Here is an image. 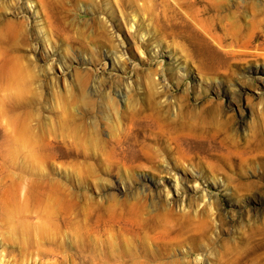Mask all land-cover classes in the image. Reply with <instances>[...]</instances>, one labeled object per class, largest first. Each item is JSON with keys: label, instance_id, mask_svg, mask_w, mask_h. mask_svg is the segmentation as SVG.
<instances>
[{"label": "rangeland", "instance_id": "obj_1", "mask_svg": "<svg viewBox=\"0 0 264 264\" xmlns=\"http://www.w3.org/2000/svg\"><path fill=\"white\" fill-rule=\"evenodd\" d=\"M206 2L189 9L212 37L264 33V0ZM165 3L168 13L170 0H77L66 13L0 0V264H110L101 253L111 245L113 264L117 254L121 264H264V37L229 75L208 36V56H191L164 23ZM189 35L195 41L198 28ZM17 66L27 73L20 85ZM150 102L164 122L219 129L217 155L184 159L146 141L150 163H117L125 157L115 144ZM53 187L71 198L63 214ZM129 208L148 222L140 237L138 227L86 234L69 220ZM145 248L160 253L130 255Z\"/></svg>", "mask_w": 264, "mask_h": 264}, {"label": "bare ground", "instance_id": "obj_2", "mask_svg": "<svg viewBox=\"0 0 264 264\" xmlns=\"http://www.w3.org/2000/svg\"><path fill=\"white\" fill-rule=\"evenodd\" d=\"M76 1L77 0H68V1L67 0H42V6L46 9H49L51 4H59V5H62L66 13H69V11L73 9V8H69V6H72V4H75ZM201 1H204V2L207 1L206 3H208V1L210 0H189L187 2H185L184 0H170L171 9H168L170 13L166 12L167 7H169V5L168 6L166 5L167 3L166 2L165 4H163L164 8L162 7L163 9H165L163 10L164 23L167 26L169 25L176 32V34L180 36H184L186 38V40L188 41L186 44V47L190 48L191 56L195 57V55H197L198 57L206 58L210 50L209 48L210 45H208L207 43L208 40L206 36L212 39L213 43L217 46L218 49H220L222 53V60H221L222 62L220 63V66L225 67L226 68L225 70H228V74L230 75L231 72L229 68H227L230 62L232 60H233L232 62H234L236 59L238 60V58L243 59L244 61H247L248 56H250L253 51L248 48L254 47L256 49V47H259L260 39L264 37V33L261 30H259V32L258 31L255 32L257 33L256 35L254 36L249 35L248 38L245 39L247 40L246 42L242 41L238 43H233L232 41L227 42L224 40L221 41V39H217L219 36L217 38L212 37L209 34L208 29H206L205 25L197 23L201 19H197V17H195L194 14L190 13L191 12L189 9L190 5L192 4L197 5L199 3L201 4ZM206 3L205 5L207 6ZM121 5L119 4L120 9H122ZM205 5L204 4L201 5V8H200L201 11L207 10V7ZM184 6L187 9L184 8ZM195 28L196 29L198 28L199 37H197V39L193 41L191 39L192 37L191 38L189 37L191 36L189 34L190 32L191 34H193ZM240 45L243 48L238 50ZM213 64H216V62H213ZM111 65L113 66L114 64L111 63ZM13 75L17 82L16 85H20L21 82L27 77L26 71L23 68H20L19 66H17L16 70L13 72ZM232 89H233L232 87L228 88V92L230 94L232 93ZM153 92H151L152 95H153ZM211 106L213 108L214 106H217V104L211 105ZM181 109L187 110L186 104L181 103ZM159 111H160L159 109L155 110L153 108V102H150L149 106L147 107V111H145L144 113L142 112L143 114H141V116H139L137 119H134V120L132 119V122L129 123V130L127 129L128 135L126 136L125 134L123 136V139L122 140L120 139L117 142V144H115V148H114L116 150V155L125 157L124 160L126 161V163L124 160H120V158L118 159L116 158L117 163L122 162V164L125 165L128 163V161H131V164L133 165V163L136 161L140 162L141 161L140 159L142 158L145 159V161H148V163H150L152 161V154H150L148 151L149 146L146 141H152L156 144H163L169 149V151H172L174 154H177L179 155V157H182L184 159H194L196 155L199 153V151H203L210 155H217V153L213 149L214 148L213 146L220 145V142H218L216 140L217 138H215L221 132L219 129L217 130L216 133L208 134L207 131H204V129H206L207 126L203 127V123H200V122H197V126L193 125L192 122H188V120L185 121L183 119H182L183 121H173L172 120L171 122H166V121L164 122L163 120L164 117L162 118L163 115ZM212 112H214V109H211L209 111V113H212ZM199 121H202V120H199ZM18 137L20 138V140L27 143L28 145L29 144L32 145L33 140H34L32 134L28 132L24 127L20 128V133H18ZM206 144L207 145L209 144L208 149L207 147L206 148L204 147ZM36 152L38 153V150ZM179 182H180V175H177L176 181L174 184L175 189H177ZM167 195H168V191L165 196L166 199H167ZM49 197L55 203V205L58 208V211L61 214H63L65 210H67V207H69L71 203L70 202L71 200L68 201V199H71V198L66 193H64L63 190L57 187L51 188L49 192ZM51 210H53V208H51ZM119 215L121 216H117V213L108 214V215L97 214L95 216L76 217L75 219L69 217L70 218L69 220L76 222L81 228V230L86 234H94L95 232L97 233L103 232L107 235H110V238L115 237L117 235H126V236L131 235L130 230L131 228H134V227H138L136 231L139 236L140 227L138 226V224H140V226H142V224H145V227H146V223H148L145 220H142L143 216L141 215V213H137V211L133 210L132 208H129L125 212H119ZM68 216L64 217V219L67 220ZM163 226L165 225H161L159 223V225L155 226L154 229L163 227ZM111 248H112V245L110 249L108 248L109 250L106 248L108 251L106 250L102 251L101 254L105 252L108 253L107 260L106 261L102 260L103 263L113 264V262H110ZM159 250L160 249H155V248L153 249L145 248L140 253L133 252L130 255L133 256L134 258L142 257V259L144 260L150 255H155L156 252L160 253ZM115 257H116L115 263L121 264V262L117 263V261L121 260L120 258H118L120 257L119 254L115 255ZM134 264H138L137 260L135 261Z\"/></svg>", "mask_w": 264, "mask_h": 264}]
</instances>
